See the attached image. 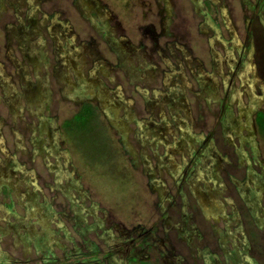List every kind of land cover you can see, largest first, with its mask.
Listing matches in <instances>:
<instances>
[{
    "label": "rangeland",
    "instance_id": "374dc122",
    "mask_svg": "<svg viewBox=\"0 0 264 264\" xmlns=\"http://www.w3.org/2000/svg\"><path fill=\"white\" fill-rule=\"evenodd\" d=\"M81 1L0 0V263L264 264V0Z\"/></svg>",
    "mask_w": 264,
    "mask_h": 264
},
{
    "label": "flooded vegetation",
    "instance_id": "af4514ba",
    "mask_svg": "<svg viewBox=\"0 0 264 264\" xmlns=\"http://www.w3.org/2000/svg\"><path fill=\"white\" fill-rule=\"evenodd\" d=\"M78 1L79 2H77V0H76L77 4L84 5L81 0H78ZM99 19H102L101 18V13H100ZM12 29L15 32L17 31L16 32L17 37L20 39V41H19L20 49L22 50L24 56L28 60H30L31 63L34 65V69L37 72V69L40 66L39 60L40 59L44 60V56L46 54V52L44 51V48H41L40 51L36 50V47H35L37 45L36 41H30V40H27V38L22 37L20 32L18 31V29L16 27H13ZM47 29H48L51 37L54 39V42L56 44L55 47H56V51L58 52V56H57L58 65H57V67L55 69L56 70L55 73L56 72L58 73L59 70L60 71L62 70V65H63V63L65 61V57H66V55L64 53V48L61 47V42L59 41L58 35H59V32H61V31H62L61 33H63V34H65V32H63L64 31L63 30V26L59 22H57L55 19L51 20V23L47 26ZM27 31H29V30L27 29ZM106 39L108 40V43L110 45H112V47L117 51V55H118V58L120 59V61L124 62L125 58L128 55V48L125 47V42L121 38H119L117 40H112V38L110 37V35L107 32H106ZM43 46H44V44H43ZM59 50H60V52H59ZM74 50H75V48H74ZM8 51L12 52L10 46L8 48ZM75 52L78 53L77 51H75ZM78 54H80V52ZM0 70H2V65H0ZM92 70H93L92 72H94L95 70L101 71L102 70L101 64L96 61L93 64V66H92ZM17 73L20 75V79L25 81V85H23V89H22L23 91H22V95L21 96L25 98L27 105H29L30 108H33L34 106H37L38 104L43 105V103L45 101H47L49 96H50V92H49V89H48L47 85H44V84L42 85L40 81L36 85L32 84L31 81L28 79L29 77L26 75V73H27L26 72V66H22L21 68H17ZM36 76H37V73H36ZM77 76H79V75H77ZM202 79L203 78L201 77V81H202ZM1 80H2V83H3L4 95H5L6 99H7V101L11 102V108L14 109L15 108L14 104L17 101L16 99L19 98L20 95L17 92L14 91L13 85L10 84L9 81H8V83H6L5 80H3V79H1ZM199 81H200V79H199ZM104 102L106 104L105 100H104ZM86 105H88V106H90L92 108L93 113L95 112V110L92 107V105H90L88 103H84V104H82L80 106L79 110L77 112H75L74 114H77ZM260 112H262V111H260ZM262 113L264 115V112H262ZM60 131H62V130L60 129ZM36 134H39V135L43 136L42 137L43 138V142L41 144L44 145V146L42 147L41 151L51 154V150L53 148L56 149V147H57V145L53 144V143L60 136V133H59V136L57 137V132H53L52 131L51 125H49L44 118H40L39 119V123L32 130V133H31V135H32L31 138L33 140L35 139ZM54 137H56V138H54ZM34 146L36 147L37 145L35 144ZM169 149H170L169 147H166V150H169ZM166 159H167L166 157H163L162 158V163L164 164V166L167 167V165L165 164L166 163ZM14 173H15V175L19 174L23 178V175H22L21 171H19V172L15 171ZM28 187L29 186L27 185V188L24 189L25 192H26V193H24L25 195L27 194V191L30 192V188H28ZM205 210H206V208H205ZM207 212H210V209L206 210V212L203 211V214L206 215L205 213H207ZM43 227L46 228L45 226H43ZM30 262H31V258L28 257V259H26L24 261L15 260L11 264H15V263L29 264ZM0 264H2V263H0Z\"/></svg>",
    "mask_w": 264,
    "mask_h": 264
},
{
    "label": "trees",
    "instance_id": "16d2710c",
    "mask_svg": "<svg viewBox=\"0 0 264 264\" xmlns=\"http://www.w3.org/2000/svg\"><path fill=\"white\" fill-rule=\"evenodd\" d=\"M84 113H90V114H93V110H92V108L90 107V106H88V105H86V106H84L79 112H78V114L79 115H84ZM77 114V115H78ZM262 123V122H261ZM263 123H264V121H263ZM262 126V128L264 127V124H262L261 125ZM262 131L264 132V130L262 129Z\"/></svg>",
    "mask_w": 264,
    "mask_h": 264
},
{
    "label": "bare ground",
    "instance_id": "6f19581e",
    "mask_svg": "<svg viewBox=\"0 0 264 264\" xmlns=\"http://www.w3.org/2000/svg\"><path fill=\"white\" fill-rule=\"evenodd\" d=\"M32 53H33V52H32ZM30 54H31V53H30ZM33 56H34V55H33ZM33 58H34V57H33ZM11 94H12V93H11ZM11 94H10V95H11ZM213 206H215V205L213 204ZM206 210H208V209L206 208Z\"/></svg>",
    "mask_w": 264,
    "mask_h": 264
}]
</instances>
